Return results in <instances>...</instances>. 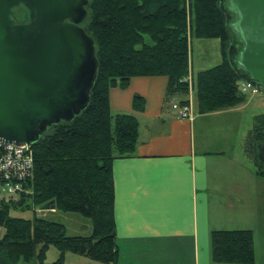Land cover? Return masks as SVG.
<instances>
[{
  "label": "trees",
  "instance_id": "trees-1",
  "mask_svg": "<svg viewBox=\"0 0 264 264\" xmlns=\"http://www.w3.org/2000/svg\"><path fill=\"white\" fill-rule=\"evenodd\" d=\"M221 0H88L82 24L95 43L98 70L90 100L71 122L54 124L32 145L35 157L32 194L16 203H0V264H46L51 247L101 264H117L119 248L114 217L115 160L135 156L139 121L134 115L112 114L111 90H125L138 77H166V99L196 100L199 114L232 109L247 102L230 64V37ZM19 9L14 10L15 13ZM192 39L218 40L222 62L193 76ZM135 112L146 100L135 95ZM243 150L256 174L264 179V114L255 117ZM77 214L91 223L88 236H69L58 222L34 216L13 217L12 211L40 210ZM35 208V209H34ZM2 232V234H1ZM214 264H254L252 231H215L210 236Z\"/></svg>",
  "mask_w": 264,
  "mask_h": 264
},
{
  "label": "crops",
  "instance_id": "crops-1",
  "mask_svg": "<svg viewBox=\"0 0 264 264\" xmlns=\"http://www.w3.org/2000/svg\"><path fill=\"white\" fill-rule=\"evenodd\" d=\"M167 86L166 77H138L110 93L112 114L139 121L135 156L113 163L117 264H214L215 231H252L254 264H264V179L243 150L247 105L183 120ZM135 95L144 112L134 111Z\"/></svg>",
  "mask_w": 264,
  "mask_h": 264
},
{
  "label": "water",
  "instance_id": "water-1",
  "mask_svg": "<svg viewBox=\"0 0 264 264\" xmlns=\"http://www.w3.org/2000/svg\"><path fill=\"white\" fill-rule=\"evenodd\" d=\"M88 0H0V140L33 144L86 108L96 80L95 43L81 25ZM25 8L29 23L17 24ZM227 57L243 81L264 87V0H221ZM54 210L52 204L42 211Z\"/></svg>",
  "mask_w": 264,
  "mask_h": 264
},
{
  "label": "rangeland",
  "instance_id": "rangeland-1",
  "mask_svg": "<svg viewBox=\"0 0 264 264\" xmlns=\"http://www.w3.org/2000/svg\"><path fill=\"white\" fill-rule=\"evenodd\" d=\"M15 14L16 15L14 20L16 21L17 24L29 23L28 11L26 9L24 10L19 9L18 11H16ZM81 27L83 28L82 25ZM190 59L194 70V74H196L199 71L210 69L216 65H219L222 62L220 42L218 40L192 39ZM245 104L247 105V107H245V109H242L241 111L242 114L241 125L242 127L246 128V131H248L250 128H252L254 117L264 114V87H262V93L260 95L254 97L249 96ZM193 110H194L193 113H195L196 110V114H197L196 100H194ZM249 165L253 167V164H249ZM19 200L10 201L8 203H16ZM35 210L36 212H34V210H28L24 212L12 211L11 215L13 217L24 218V219H32L34 216H38L41 218L49 219L54 222L61 223L66 227L67 234L69 236H88L91 234L90 221L84 219L83 217L77 214L61 213V212L54 213L49 210L46 212H39L37 211V209ZM86 226L88 227L86 228ZM59 254H60L59 251L55 247H51L47 252L46 264H52L55 261H57V259L59 258ZM19 264H38V261L36 259L32 260L29 263L21 261ZM64 264H101V263L92 261L85 257L67 253Z\"/></svg>",
  "mask_w": 264,
  "mask_h": 264
},
{
  "label": "built area",
  "instance_id": "built-area-1",
  "mask_svg": "<svg viewBox=\"0 0 264 264\" xmlns=\"http://www.w3.org/2000/svg\"><path fill=\"white\" fill-rule=\"evenodd\" d=\"M186 81L191 89L193 87L192 73L188 75ZM240 90L243 94L253 97L262 93V87L249 81H242ZM172 108L179 119L193 120L194 113L190 102L189 104L175 103ZM34 171L35 157L31 144L16 145L0 140V203L17 201L23 196L31 195Z\"/></svg>",
  "mask_w": 264,
  "mask_h": 264
}]
</instances>
